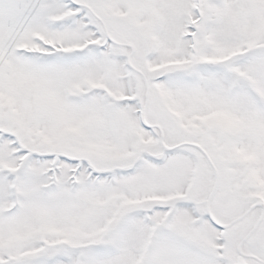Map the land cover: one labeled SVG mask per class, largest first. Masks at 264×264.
Listing matches in <instances>:
<instances>
[{
	"label": "snow or ice",
	"instance_id": "1",
	"mask_svg": "<svg viewBox=\"0 0 264 264\" xmlns=\"http://www.w3.org/2000/svg\"><path fill=\"white\" fill-rule=\"evenodd\" d=\"M0 264H264V0H0Z\"/></svg>",
	"mask_w": 264,
	"mask_h": 264
}]
</instances>
